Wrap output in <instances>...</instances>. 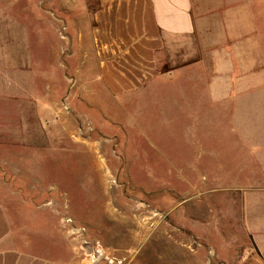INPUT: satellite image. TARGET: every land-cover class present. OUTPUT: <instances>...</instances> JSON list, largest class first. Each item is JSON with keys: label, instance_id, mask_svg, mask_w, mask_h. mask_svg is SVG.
<instances>
[{"label": "rangeland", "instance_id": "374dc122", "mask_svg": "<svg viewBox=\"0 0 264 264\" xmlns=\"http://www.w3.org/2000/svg\"><path fill=\"white\" fill-rule=\"evenodd\" d=\"M200 5L204 28L159 55L176 73L118 97L98 77V0H0V203L59 217L83 264H241L252 246L264 0Z\"/></svg>", "mask_w": 264, "mask_h": 264}, {"label": "crops", "instance_id": "0c3cea01", "mask_svg": "<svg viewBox=\"0 0 264 264\" xmlns=\"http://www.w3.org/2000/svg\"><path fill=\"white\" fill-rule=\"evenodd\" d=\"M200 2L98 0L92 35L98 77L111 95L139 92L176 73L159 71V55L204 28ZM220 91L231 96L240 90ZM255 190L243 202V223L252 246L243 253L241 264H264V182ZM64 230L59 217L14 214L8 204L0 203V264H83Z\"/></svg>", "mask_w": 264, "mask_h": 264}, {"label": "built area", "instance_id": "2783aa9c", "mask_svg": "<svg viewBox=\"0 0 264 264\" xmlns=\"http://www.w3.org/2000/svg\"><path fill=\"white\" fill-rule=\"evenodd\" d=\"M72 221V220H69V222Z\"/></svg>", "mask_w": 264, "mask_h": 264}]
</instances>
